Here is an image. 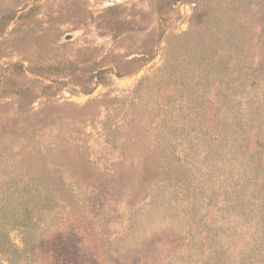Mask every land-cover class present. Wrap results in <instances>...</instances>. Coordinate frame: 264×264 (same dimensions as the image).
<instances>
[{"label":"rangeland","instance_id":"1","mask_svg":"<svg viewBox=\"0 0 264 264\" xmlns=\"http://www.w3.org/2000/svg\"><path fill=\"white\" fill-rule=\"evenodd\" d=\"M0 264H264V0H0Z\"/></svg>","mask_w":264,"mask_h":264},{"label":"water","instance_id":"2","mask_svg":"<svg viewBox=\"0 0 264 264\" xmlns=\"http://www.w3.org/2000/svg\"><path fill=\"white\" fill-rule=\"evenodd\" d=\"M74 38V36L72 35V34H68V35H66L65 36V40L66 41H70V40H72ZM99 73V72H98ZM43 80H44V78H42ZM49 82H51V83H56V82H58L59 80L58 79H49L48 80ZM94 92L93 93H91V94H89L88 95V97H92V96H94Z\"/></svg>","mask_w":264,"mask_h":264},{"label":"trees","instance_id":"3","mask_svg":"<svg viewBox=\"0 0 264 264\" xmlns=\"http://www.w3.org/2000/svg\"><path fill=\"white\" fill-rule=\"evenodd\" d=\"M15 19L17 20L18 18H15ZM118 77H120V76L118 75ZM9 244H10V247H13L12 244L10 243V241H9ZM13 249H15V248L13 247ZM14 251H16V250H14Z\"/></svg>","mask_w":264,"mask_h":264}]
</instances>
